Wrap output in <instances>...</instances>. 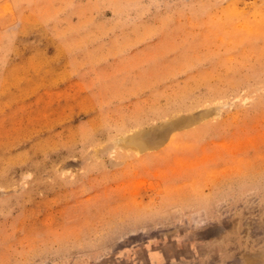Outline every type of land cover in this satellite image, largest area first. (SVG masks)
<instances>
[{
  "label": "rangeland",
  "instance_id": "rangeland-1",
  "mask_svg": "<svg viewBox=\"0 0 264 264\" xmlns=\"http://www.w3.org/2000/svg\"><path fill=\"white\" fill-rule=\"evenodd\" d=\"M0 264H264V0H0Z\"/></svg>",
  "mask_w": 264,
  "mask_h": 264
},
{
  "label": "bare ground",
  "instance_id": "bare-ground-1",
  "mask_svg": "<svg viewBox=\"0 0 264 264\" xmlns=\"http://www.w3.org/2000/svg\"><path fill=\"white\" fill-rule=\"evenodd\" d=\"M142 138V137H141ZM130 140V139H129ZM143 140H141V139H134V140H132L131 142H130V144H132L133 146H135L136 148H141V147H143V143L144 142H142ZM129 142V141H128ZM145 145H146V143H145ZM145 147V146H144Z\"/></svg>",
  "mask_w": 264,
  "mask_h": 264
}]
</instances>
